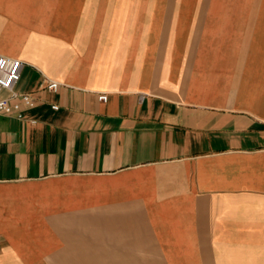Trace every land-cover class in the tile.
Masks as SVG:
<instances>
[{"label": "crops", "instance_id": "obj_1", "mask_svg": "<svg viewBox=\"0 0 264 264\" xmlns=\"http://www.w3.org/2000/svg\"><path fill=\"white\" fill-rule=\"evenodd\" d=\"M0 55V264H264V0H0Z\"/></svg>", "mask_w": 264, "mask_h": 264}, {"label": "built area", "instance_id": "obj_2", "mask_svg": "<svg viewBox=\"0 0 264 264\" xmlns=\"http://www.w3.org/2000/svg\"><path fill=\"white\" fill-rule=\"evenodd\" d=\"M22 62L15 58L0 55V92L6 91L7 96L0 97V114L14 115L18 119L22 118L23 111L35 105L34 98L27 93H18L14 86L19 80ZM57 83L50 82L47 89H56ZM99 99L104 101L105 95H100ZM55 109L56 106H53Z\"/></svg>", "mask_w": 264, "mask_h": 264}]
</instances>
